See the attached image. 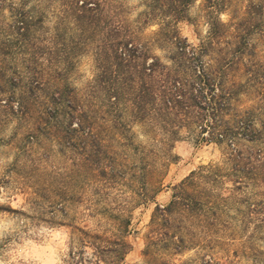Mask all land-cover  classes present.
Returning <instances> with one entry per match:
<instances>
[{"label":"trees","instance_id":"1","mask_svg":"<svg viewBox=\"0 0 264 264\" xmlns=\"http://www.w3.org/2000/svg\"><path fill=\"white\" fill-rule=\"evenodd\" d=\"M57 1L59 9L49 23L47 7ZM105 4L106 0H0V124L26 123L22 152L39 146L44 132H52L74 156L75 168L83 171L92 189L86 216L95 217V225L66 224L61 264H127L130 214L98 201L130 163L126 149L139 153L141 160L154 154L134 143L132 123L160 128L167 138L159 155L166 159L173 157L170 136L180 126L197 129L205 142L223 143L221 163L191 170L174 186L170 200L156 204L151 213L142 263L151 264L155 256V264H174L162 256L183 251L185 223L224 203V193L242 188L248 156L259 160L255 147L247 156L243 141L255 142L259 133L238 117L223 119L232 92L222 71L204 58L211 50V31L191 45L175 28L181 16L164 12L154 37L141 40L123 16L126 6L117 4L119 16L112 26L103 12ZM153 43L167 48L166 61L150 52ZM88 45L96 71L77 90L68 76ZM251 171L257 175V166ZM6 182L9 176L0 178V190ZM0 211L18 212L7 204H0ZM57 211L67 213L61 207L52 210ZM8 240L0 241V249Z\"/></svg>","mask_w":264,"mask_h":264},{"label":"rangeland","instance_id":"2","mask_svg":"<svg viewBox=\"0 0 264 264\" xmlns=\"http://www.w3.org/2000/svg\"><path fill=\"white\" fill-rule=\"evenodd\" d=\"M120 1L126 6L123 16L141 40L154 37L164 12L181 16L175 28L191 45L211 31V50L204 58L222 71V79L232 92L223 119L238 117L259 133L255 142L243 141L247 156L255 147L259 160L253 162L252 155L248 156L242 188L224 193V203L187 221L183 251L166 253L162 258L174 264H264V0H106L103 12L112 26L119 16L116 6ZM58 9V1L47 7L49 23L55 20ZM145 16L149 21L143 20ZM166 50L158 43L150 48L163 61L167 60ZM95 71L88 45L77 56L68 81L81 90ZM25 125L24 121L21 126H15L14 121L0 124V178L9 176V183L0 190V204L18 210L0 211V241L9 239L0 249V264H61L69 232L66 224L95 225V217L86 216L87 198L93 192L83 171L75 168L74 156L52 132H44L41 144L29 152L20 151ZM130 128L134 143L154 154L141 160L139 153L126 149L130 163L98 203L130 214L131 247L125 262L143 264L141 252L154 206L166 204L174 186L191 170L221 163L224 145L200 140L197 129L180 126L170 136L173 157L166 159L159 153L167 137L158 126L132 123ZM253 165L258 168L257 175L251 171ZM56 207L67 213L52 212ZM155 261L153 256L151 264Z\"/></svg>","mask_w":264,"mask_h":264}]
</instances>
